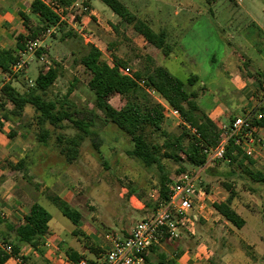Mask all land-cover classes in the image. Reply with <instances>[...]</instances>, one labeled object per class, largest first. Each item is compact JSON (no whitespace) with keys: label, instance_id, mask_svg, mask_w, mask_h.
<instances>
[{"label":"rangeland","instance_id":"obj_1","mask_svg":"<svg viewBox=\"0 0 264 264\" xmlns=\"http://www.w3.org/2000/svg\"><path fill=\"white\" fill-rule=\"evenodd\" d=\"M120 1L138 18L148 20L151 23L150 28L155 32H158L164 24L176 21V18L180 21L185 20L180 25L187 34L194 32L200 51L209 59L207 63L212 74L217 69L223 68L234 72L241 59L238 56L252 57L256 63L258 51L264 55V0H241L239 4L234 0ZM86 4L88 7L92 4L91 7L97 10L98 18L90 20L81 31V26L76 29L72 26L75 12H81L80 8L68 11L65 16V26L61 30L54 29L50 35L43 38L37 49V51L42 50L39 58H36L35 52L32 55L22 56L26 66L9 81H5L0 74V86L10 83L18 92L25 93L33 85L39 68L44 71L47 67L57 65L58 78L46 91L44 98L71 105L70 109L78 112L76 119L84 117L92 122L91 131L96 137L92 135L81 144L77 160L68 166L57 158L54 136L46 145L38 142L36 137L38 128L35 125V113L32 107L27 106L24 109L23 117L18 122L19 125L15 126V131L19 133L16 140L26 148L28 160H34V166L28 169L27 174L39 182L43 178L37 176L44 172L49 174L51 171V176L60 178L58 179L60 184L66 188L61 197L66 194L63 200L70 199L71 208L81 213L84 232L92 234L87 245L92 244L102 253L99 256L90 253L84 244L70 235L75 227L59 209L47 199L38 200L50 215L51 236L61 238L59 246L56 245L57 248L65 252L73 247L76 249L84 247L82 256L86 260L100 261L108 248L105 241L107 234L121 237L137 221L148 218L156 212L157 198L150 196L157 195L159 172L156 168H145L139 161L128 156L129 139L113 125L105 126L99 119L100 112L93 111L94 94L87 88L89 75L80 64L89 47L94 46L100 50L102 60L106 63L112 62V57H116L134 72L140 70L144 63V57L140 53L144 54V48L150 46L144 45L145 41L134 32L132 26L120 22L98 0H88ZM102 8L105 10L103 11ZM68 32L75 36L64 37ZM166 41L169 44L171 39L168 38ZM150 51L157 66L166 67L171 75L182 82H185L192 73L186 65H178L179 57L168 59L158 51L153 49ZM204 81L206 86L211 87L209 77ZM185 89L188 91L189 87L186 86ZM68 90L71 91L70 94ZM213 95L220 97L221 94L213 92ZM123 100L115 97L109 102L112 106L120 108L124 103ZM180 126L181 124L176 125V120L173 119L169 121L168 126L163 125V128L165 131L168 130L170 135L175 136L179 134ZM61 132L66 136H73L76 130L68 123H64ZM153 139L160 145L163 143V138L158 134H154ZM92 142H95L97 147ZM184 166L187 171L195 169L187 163ZM207 167L198 174L201 180L199 187L202 190L207 188L206 191L211 192V189H214L219 193L223 182L229 180H235L240 189L249 185L242 177L237 178L242 172L236 166L229 167L226 163L216 161ZM176 169L172 166L166 170L169 172L167 175L170 180L176 179ZM252 170L264 174V165H254ZM54 191L53 189L45 193L50 195ZM131 196L140 200L145 209L140 211L132 207L129 201ZM253 198L264 199V191H259ZM217 250L218 248L215 250L216 253ZM24 263L31 264V261L28 259Z\"/></svg>","mask_w":264,"mask_h":264},{"label":"trees","instance_id":"obj_2","mask_svg":"<svg viewBox=\"0 0 264 264\" xmlns=\"http://www.w3.org/2000/svg\"><path fill=\"white\" fill-rule=\"evenodd\" d=\"M52 1L56 7L66 12L78 0ZM99 1L120 22L132 26L134 32L140 35L154 51H158L164 57L170 55L171 48L166 42V35L163 31H153L145 21L134 15L120 0ZM20 17L27 30V35L16 37L15 50H0V70L2 72H8L21 55L25 54V45L28 42L42 41V35L48 30L53 28L61 30L65 26L53 9L41 0H33L30 3L29 14L20 13ZM67 36H75V34L68 32L64 37ZM40 51L42 50L35 52L36 58H39ZM113 61V67L108 66L102 60L101 52L94 46H90L87 54L80 60L81 67L89 75L87 88L94 94L93 111L100 112L101 118L99 119L105 126L113 125L129 139L128 156L139 161L145 168L158 170L157 204L158 206L166 204L169 201V187L173 183V180L168 178L169 172L166 170L172 166L177 168L175 171L177 178L187 172L185 163L195 169L202 168L206 163L202 147H216L221 138V131L198 106L197 94L185 89L186 85H192L195 77L192 76L182 82L161 66H156L145 73L136 72L128 77L119 72L123 63L116 58ZM57 67V65L47 67L46 70L40 72L31 88L25 93L18 92L10 83L2 84L0 86V112L4 121L18 123L23 117L24 109L27 106L32 107L35 113V125L38 128L36 134L38 142L46 145L48 140L54 136L57 158L63 160L68 166L77 160L81 144L92 135L96 137V134L91 131L93 128L91 121L84 117L75 118L78 112L72 111L71 105L44 98L46 91L58 78ZM245 68L248 70L247 66ZM247 72L248 76L257 83L259 91H264V75L252 71V69ZM141 78L145 80L147 87L156 92L165 105L178 112L182 121L178 135L172 136L163 130L164 108L138 86L136 81ZM70 93L71 91L68 90V94ZM115 97L124 99L120 108L109 103ZM261 111L263 113L261 120H257L253 114L250 117L252 125L256 129L264 128V109ZM64 123H68L76 130L73 136H66L61 132L64 129ZM1 131L2 123L0 121ZM154 134L163 138L161 145L154 141ZM15 135L16 132L12 131L8 137L13 138ZM92 143L97 147L95 142ZM26 159L28 160L29 157L27 156ZM221 162L226 163L229 167L240 168L242 176H239L249 183L248 186L264 187V174L261 171L252 170L244 164L246 162L249 165H254L253 161L234 144L233 140L229 141L224 160ZM30 167L32 166L25 161L11 165L12 170L20 171L26 176ZM227 187L229 188V185ZM48 199L74 225L72 236L84 244L90 253L99 256L102 251L92 244L87 245L90 238L80 229L82 219L80 212L72 209L70 205L56 196H49ZM212 208L223 220L236 229H240L244 225V221L232 210L229 203H213ZM50 219L49 213L41 205L34 203L27 215L24 216L23 224L8 230L9 236L4 238L3 244L10 245L12 253L9 255L0 248V264L17 256L23 245L36 248L40 239L50 233ZM154 250V248H150L144 254L146 262L149 261L148 254ZM65 255L69 264L85 259L72 249L65 250ZM88 262L94 263L92 260H88ZM155 264L174 263L171 260H166L164 256H159Z\"/></svg>","mask_w":264,"mask_h":264},{"label":"crops","instance_id":"obj_3","mask_svg":"<svg viewBox=\"0 0 264 264\" xmlns=\"http://www.w3.org/2000/svg\"><path fill=\"white\" fill-rule=\"evenodd\" d=\"M32 1L0 0V50H15L16 37L27 35L20 13L29 14ZM41 1L46 5L53 2L52 0ZM91 6L87 14L75 12L73 28L76 29L81 26L80 30L82 31L90 20L98 18L97 10H94ZM102 10L105 9L102 8ZM141 20L151 25L148 20L142 18ZM184 21L176 18V21H170V24L162 23L164 26L159 31L165 33L166 40L171 39L169 43L171 53L166 58L177 59L179 57L178 65H186L191 70L192 73L186 80L192 76L195 77V80H193L192 85H186L189 87L188 92L197 94L196 102L198 106L221 131L223 127L229 126L234 118L245 116L255 108L259 88L254 79L248 76L247 71L252 69V71L264 75V55H261L258 51V62L256 63H254L252 57L242 58L238 56L241 59L234 72L223 68L217 69L212 74L209 72L210 68L207 63L209 59L200 51L194 32L187 34V31H184L180 25ZM78 32L81 35L80 31ZM144 45H147L146 42H144ZM150 49L152 50L151 47H146L144 48V54L140 53L144 57V63L140 70L132 71L133 74L136 72L145 73L157 66L151 56ZM114 58L116 57H112V62L107 63L108 66L113 67ZM123 66L125 67L124 64ZM40 72H42L41 68L38 69V74ZM208 77L211 87L206 86V81H204ZM213 92L220 93V97L214 96ZM150 97L164 108L163 125L168 126L169 121L173 119L176 120V125L182 124L180 118L173 116L169 111L170 107L165 105L157 95ZM167 108L169 109L167 110ZM1 114L0 112V118ZM0 121L2 123V131L0 132V248L2 249L5 245L3 244L4 238L9 236L8 230L23 224L24 216L27 215L34 203L39 204L38 200L42 199L49 200V196H56L63 200L66 194L63 197H61V194L66 188L60 184L58 176L50 175L51 171L49 174L44 172V174L38 175L37 178H43L39 182L33 180L28 174L26 176L20 171L11 169V165L21 161L34 166V160L26 159L25 146L23 147L18 142L19 140H16L19 133H16L13 138L8 137V134L15 131V126L19 123L4 121L2 118ZM167 131L165 132L169 134V131ZM257 133L264 140V128L259 129ZM251 160L254 165H264V152L261 157L252 158ZM244 164L250 169L254 166L246 162ZM237 178H240V176L238 175ZM227 185H229V188ZM53 189L55 191L51 193L52 195L45 193ZM206 190H202L204 193L203 198L194 200L186 221L180 227L179 238L174 241L164 239L152 247L155 250L148 254L149 261L146 264H155L159 256H164L166 260H171L174 264H264V199L257 198L255 200L253 198L259 191L263 192L264 187L246 186L240 189L235 180H229L223 182L219 193L214 189H211V192ZM129 201L135 209L140 211L143 208L145 209L142 202L135 196H131ZM64 202L70 205V199L67 198ZM213 203H229L232 210L244 221V225L240 229H236L223 220L212 207H210L211 209L208 207L212 206ZM80 229L88 237L92 235L84 232L81 224ZM129 231L124 232L121 238L127 236ZM70 235L72 236V231ZM60 241V236L53 238L50 232L40 239L36 248L23 245L18 255L23 257L24 262L30 259L31 264H69L65 252L60 251L56 246H59ZM216 248H218L217 253L215 252ZM71 249L80 255H83L85 251L84 247L79 249L73 247ZM92 261L97 262L99 260ZM4 264H16V262L11 257Z\"/></svg>","mask_w":264,"mask_h":264},{"label":"built area","instance_id":"obj_4","mask_svg":"<svg viewBox=\"0 0 264 264\" xmlns=\"http://www.w3.org/2000/svg\"><path fill=\"white\" fill-rule=\"evenodd\" d=\"M87 1L88 0H78L67 9L66 12L76 10L77 8H80L79 10L82 13L89 11V7L86 4ZM234 1L237 4L241 2V0ZM49 6L59 16L61 22L66 20L65 12L62 9L56 7L53 2L50 3ZM54 29L56 28L45 32L42 35L43 38L46 35H50ZM41 42L40 40L28 42L25 45V54L21 55L19 60L10 67L9 71L2 72L0 70L2 78L5 81H9L16 73L21 71L23 67L26 66V63L22 60V56L32 55L40 47ZM40 59H43L42 56ZM119 72L128 77L133 75L129 67H120ZM136 83L149 96L154 97L157 95L152 88L146 86L144 79H138ZM168 109L169 108H167V110ZM263 109L264 91H259L253 111L245 116L234 118L229 126L223 127L220 141L216 147H202V152L206 156L205 165L202 168H196L178 176L169 187V201L166 204H160L156 212L148 218L137 221L132 226L127 236L121 238L113 234H107L105 236V241L108 244V248L102 260L92 264H146L144 254L150 248L164 239L169 241L177 240L180 236V227L184 224L183 222L186 221V217L192 209L194 200L204 197V193L199 188L201 181L198 176L199 172L213 162L224 160L229 141L233 140L234 144L250 159L261 157L264 151V140L257 133L259 129L253 127L250 117L251 114H253L257 120H261L263 117L261 110ZM169 111L173 116L180 118L177 111L172 108H170ZM150 197L157 198L156 195L154 196L153 194ZM2 250L9 255L12 253L10 245H4ZM12 258L15 260L16 264H24L19 255L13 256ZM73 264L91 263L86 259H80Z\"/></svg>","mask_w":264,"mask_h":264}]
</instances>
